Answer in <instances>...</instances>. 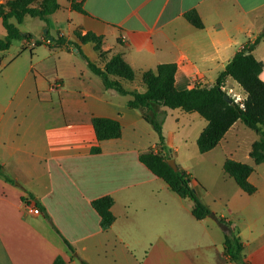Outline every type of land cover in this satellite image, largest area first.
<instances>
[{
	"label": "crops",
	"instance_id": "0c3cea01",
	"mask_svg": "<svg viewBox=\"0 0 264 264\" xmlns=\"http://www.w3.org/2000/svg\"><path fill=\"white\" fill-rule=\"evenodd\" d=\"M70 3L64 6L66 33L56 29L54 13L48 16L57 36L78 42L75 31L101 35L107 56L120 53L134 70L131 84L136 70L141 77L158 64L174 63L177 87L211 85L233 55L264 31V0H85L87 15ZM190 9L202 28L184 18ZM40 40L46 49L26 42L21 47L29 53L0 58V264H54L58 258V264H236L224 254L221 219L237 227L244 261L264 264V163L252 161L248 181L254 193L236 185L223 196L222 213L203 202L211 213L195 219L192 201L138 160L149 149L166 154L165 136L162 145L150 143L153 129L128 107L130 96L106 89L75 48L54 44L53 37ZM80 47L104 66L91 43ZM252 54L263 63L264 81V36ZM55 79L61 87L51 91ZM124 82L126 90L145 91L143 83L137 89ZM93 117L117 120L121 136L98 141ZM93 146L100 151L92 153ZM193 186L202 200L203 187ZM107 195L114 221L102 230L91 201ZM27 206L40 213L27 212Z\"/></svg>",
	"mask_w": 264,
	"mask_h": 264
},
{
	"label": "trees",
	"instance_id": "16d2710c",
	"mask_svg": "<svg viewBox=\"0 0 264 264\" xmlns=\"http://www.w3.org/2000/svg\"><path fill=\"white\" fill-rule=\"evenodd\" d=\"M84 1L70 0L71 9L87 15V11L83 8ZM59 7L57 0H7L0 2V19L6 32L5 37L0 38V51L7 50L14 39L23 38L28 41L31 39L30 34L21 33L17 27V24H21L26 16L47 20V17ZM184 18L196 28L203 27L195 9L187 10L184 13ZM10 19H14L16 23H12ZM74 34L78 42L66 40L63 36L53 38L52 42L58 45L65 44L67 48L69 46L75 48L86 61L88 68L100 77L106 89H113L121 94L129 95L128 107L140 111L143 119L156 133L158 145H162L164 142L162 116L158 108L181 109L188 113L195 112L206 121V125L196 139L200 153L213 149L227 130L236 121H241L259 136L251 145L250 158L254 164L264 163V81L260 78L263 63L252 54L254 44L264 36V31L260 33L255 43L247 45L233 55L211 85L197 83L191 87L179 88L175 84L176 65L162 63L154 69H147L141 73V80L145 86L144 92L124 88L122 81L134 80L135 72L120 53L107 56V52L102 49L103 37L101 35L92 32L81 34L76 31ZM34 43L40 45L45 41L37 40ZM85 43L93 45L100 60L104 61L103 67L91 62L84 55L80 44ZM229 78L235 81L245 93L243 108H240L238 104L232 106L223 99L224 92L221 90V85ZM91 123L98 141L116 139L121 136L120 123L115 119L93 117ZM99 151L97 146H93L91 149L92 153ZM138 160L152 174L162 179L176 195L192 201L191 214L195 219H203L210 214V209L198 198L193 189V180L195 179L178 166L176 170H173L167 163L166 154L149 149L141 153ZM222 168L242 191L247 194L254 193L256 188L248 181L249 175L254 170L253 165L226 158ZM189 182L192 187L189 186ZM112 204L113 199L108 195L91 201L92 208L98 214L99 226L102 230L108 229L114 221V215L110 209ZM220 222L226 226L223 241L224 254L236 264H247L244 261L243 242L238 235L237 227L232 222L223 219ZM65 242L69 245L67 241ZM60 261L58 258L54 264H58ZM82 264L86 263L82 261Z\"/></svg>",
	"mask_w": 264,
	"mask_h": 264
},
{
	"label": "rangeland",
	"instance_id": "374dc122",
	"mask_svg": "<svg viewBox=\"0 0 264 264\" xmlns=\"http://www.w3.org/2000/svg\"><path fill=\"white\" fill-rule=\"evenodd\" d=\"M62 6L61 9L54 12L52 19H57L56 29L66 33L65 22L67 20V11L64 8L67 0H57ZM76 12V11H75ZM51 18L47 17V20H42L36 17L26 16L20 24V32L28 33L31 39L28 41L23 38L14 39L11 47L5 52H0V58H4L6 55L18 51L29 53L28 48H22L24 43H31L33 41L40 40L44 37H57V31L51 25ZM5 37V29L2 26L0 19V38ZM35 49H46V46L40 44ZM136 79L131 84L130 82H124L125 85L136 87L137 89L143 86L140 74L136 70ZM216 77L217 75H212ZM125 81V80H124ZM231 91L243 96L242 90L237 84L229 79L223 83ZM7 89L13 88L12 86H5ZM164 110L159 111L162 116V131L165 136V152L168 159H173L174 163L190 174L195 179L194 183L201 185L203 196L202 202H206L210 208L216 210L217 215L224 211L225 201L223 196L228 195L233 187H237L235 182L226 176L222 169V163L226 158L238 159L240 161H248L252 164V160L247 158V152L250 147V143L254 138L258 139L257 133L238 121L235 128L229 130L226 135V140L221 142L212 151L206 153H200L196 144L197 134L201 131L205 125V120L195 112L188 113L181 109H170L162 107ZM151 131V137L149 142H157L158 138L153 130ZM172 141V144L170 142ZM174 146L177 147V151H174ZM196 193V190L193 186ZM211 213V211H210Z\"/></svg>",
	"mask_w": 264,
	"mask_h": 264
},
{
	"label": "built area",
	"instance_id": "2783aa9c",
	"mask_svg": "<svg viewBox=\"0 0 264 264\" xmlns=\"http://www.w3.org/2000/svg\"><path fill=\"white\" fill-rule=\"evenodd\" d=\"M35 43H29V47H34ZM61 87V82L59 79H55L50 85H49V89L51 91H57L59 88ZM221 90L228 94L232 100L234 101L235 104H238L240 108L244 107V98L243 96L231 91L230 89H228L224 84L221 85ZM27 212L29 213H33V214H39L40 210L39 208H37L36 206H27Z\"/></svg>",
	"mask_w": 264,
	"mask_h": 264
},
{
	"label": "water",
	"instance_id": "95a60500",
	"mask_svg": "<svg viewBox=\"0 0 264 264\" xmlns=\"http://www.w3.org/2000/svg\"><path fill=\"white\" fill-rule=\"evenodd\" d=\"M50 39H51V37H50ZM223 99H224L226 102L230 103L232 106H235L234 101L232 100V98H231L228 94L224 93V94H223ZM167 163H168V165H169L173 170H176V169H177V165L174 163V160H173V159H168V160H167ZM188 184H189L190 187H192V184H191L190 182H189ZM209 215H210V214H209Z\"/></svg>",
	"mask_w": 264,
	"mask_h": 264
}]
</instances>
